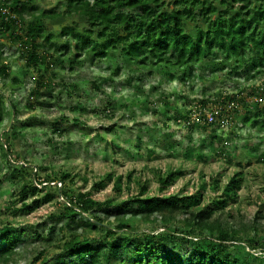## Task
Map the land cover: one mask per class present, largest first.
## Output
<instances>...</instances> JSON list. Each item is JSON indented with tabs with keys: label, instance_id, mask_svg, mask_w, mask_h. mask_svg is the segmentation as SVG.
<instances>
[{
	"label": "trees",
	"instance_id": "1",
	"mask_svg": "<svg viewBox=\"0 0 264 264\" xmlns=\"http://www.w3.org/2000/svg\"><path fill=\"white\" fill-rule=\"evenodd\" d=\"M59 8L40 9L32 0H0V40L9 47L19 41L16 56L25 62L16 71L22 76L18 77L16 72L12 74L7 58L0 56V79L10 77L12 85L24 77L33 81L25 100L28 110L40 108L41 97L57 75L53 70L67 68L73 73L92 58L97 63L120 59L131 71L149 69L154 76L182 85L198 78L193 75L194 68L203 77L206 71L216 75L226 69L227 78L239 71L264 72V0H175L171 7L166 0H63ZM112 71L117 75L119 68ZM92 86L101 91L97 80ZM70 91H66L68 98ZM252 96L258 98L255 93ZM170 98L169 94L163 99L165 106L170 105ZM101 103L99 112L112 116L106 113L112 104L108 100ZM245 103L232 91L222 92L214 100H198L193 109L174 113L167 120L188 122L195 112L192 127L211 140L217 138L218 124L233 126L237 118L257 134L264 131L263 102ZM11 107L0 96V151L7 159L9 179L17 188L11 205L19 204L12 212L31 214L54 203L50 218L62 221V225L51 226L45 233L32 226L0 227V264L15 263L20 256L17 248L28 242V236L35 237L43 248L34 249L36 254L27 264H264V223H260L259 211L249 224L241 223L240 229L219 216L213 218L238 198L242 169L228 179L221 196L205 206L200 192L162 194L183 174L181 171L158 176L160 194L148 195L147 185L138 180V193L129 199L118 201L111 196L96 201L90 192L77 189L70 170L50 175L43 167L32 165L20 150L15 152L21 132L4 127L12 117ZM258 107L261 111L248 117ZM78 109V102L72 101L71 111ZM207 110H211L210 121ZM52 123L59 135L65 134L60 127L64 123L82 124L70 114L55 117ZM219 150L228 164L237 157L224 145ZM256 159L264 163V152ZM237 167L242 168L240 162ZM111 179L112 175L106 177L107 182ZM121 184L118 177L114 183L118 194L122 193ZM126 190L130 191L129 185ZM112 207L117 210L113 221L109 214ZM187 248L191 255L186 260L183 253Z\"/></svg>",
	"mask_w": 264,
	"mask_h": 264
},
{
	"label": "rangeland",
	"instance_id": "2",
	"mask_svg": "<svg viewBox=\"0 0 264 264\" xmlns=\"http://www.w3.org/2000/svg\"><path fill=\"white\" fill-rule=\"evenodd\" d=\"M62 1L32 0V3L40 9L59 11ZM174 1L166 0L167 6L171 7ZM81 28L85 27L82 25ZM0 43V56L7 58L6 63L13 67V74L25 63L16 56L20 42L9 47L8 42L1 38ZM115 68H119L117 75L112 71ZM227 71L216 72V75L206 71L203 77L199 76L201 71L194 68L193 75L198 78L182 85L178 81L154 76L149 69L131 71L128 64L120 59L97 63L92 58L86 60L81 68L76 67L73 73H69L67 68L53 70L57 75L53 77L51 87L41 97L42 104L36 110H28L25 106L33 81L24 77L19 84L12 85L10 77L0 79L1 99L13 109L12 117L5 121L4 127L21 132L20 144H15V152L20 150L32 165L43 167V172L50 175L61 169L70 170L77 189L90 192V196L100 202L111 196L125 201L136 195L138 180L147 185L148 195L160 194L158 176L166 175L169 171H181L183 174L162 194L192 195L200 192L205 206L212 199L220 197L228 179L242 169L243 183L238 198L229 201L224 210L215 213L213 218L219 216L222 221L228 220L240 229L241 223L249 224L259 211L260 223H264V163L256 159L258 154L264 152V131L257 134L256 130L237 118L233 126L218 124L215 129L217 138L211 140L202 130L192 127L195 112L188 122L167 120L174 113L193 109L198 100L211 101L222 92L236 93L238 98L246 101L245 105H250L256 99L264 104V72L256 75L255 72L247 74L239 71L227 78ZM15 75L19 74L16 72ZM254 76L256 80L252 78ZM96 80L101 87L100 92L93 89L92 83ZM67 90L71 92L69 98ZM253 93L258 98L252 96ZM169 94L170 105L165 106L163 99ZM106 100L112 104L111 110L106 111L112 113L110 117L99 112V109H103L101 101ZM72 101L78 102V110L71 111ZM218 106L217 103L212 107L215 109ZM260 109L254 108L248 117H254ZM207 111L206 118L212 117L211 110ZM64 114L78 118L82 124L64 123L60 127L65 134L59 135L54 132L57 126L52 119ZM34 117L39 119L34 120ZM24 124L29 126L23 127ZM223 145L225 150L237 156L229 164L220 154L219 149ZM245 149L248 150L245 152ZM246 153L250 155L246 156ZM185 154H189V158H185ZM6 160L0 151V227L6 224L32 226L44 233L51 226L60 227L62 221L50 218L56 208L54 203L45 204L31 214H13L12 209L19 207V204L11 205L17 188L9 179ZM238 162L242 168L237 167ZM108 175H112L110 182L106 180ZM118 177L122 179L120 194L114 189ZM127 185L130 191L126 190ZM116 212L115 207L109 210L111 221ZM138 225L145 230L142 223ZM28 238V242H23L17 248L20 256L11 264H27L36 254L34 249L43 248L35 237ZM172 248L178 253L173 245L170 246ZM190 255V248L185 249L183 258L187 260Z\"/></svg>",
	"mask_w": 264,
	"mask_h": 264
},
{
	"label": "built area",
	"instance_id": "3",
	"mask_svg": "<svg viewBox=\"0 0 264 264\" xmlns=\"http://www.w3.org/2000/svg\"><path fill=\"white\" fill-rule=\"evenodd\" d=\"M211 117H208V120L210 121L211 119H210Z\"/></svg>",
	"mask_w": 264,
	"mask_h": 264
}]
</instances>
